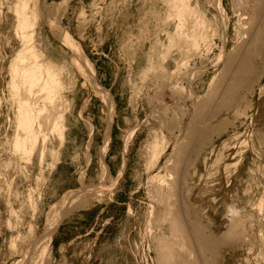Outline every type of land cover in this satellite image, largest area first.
Returning <instances> with one entry per match:
<instances>
[{"label": "rangeland", "instance_id": "obj_1", "mask_svg": "<svg viewBox=\"0 0 264 264\" xmlns=\"http://www.w3.org/2000/svg\"><path fill=\"white\" fill-rule=\"evenodd\" d=\"M18 1H0V264H159V238H171L159 190L170 183L179 190L166 201L187 206L208 235L223 238L243 222L216 264H264V59L251 61L257 76L232 107L211 85L230 58L251 57L240 0H189L185 38L175 0H31L40 15L33 43L65 81L63 141L50 134L43 160L42 140L30 158L12 148ZM180 36L199 39L200 50L185 51ZM73 194L77 208L49 230Z\"/></svg>", "mask_w": 264, "mask_h": 264}, {"label": "bare ground", "instance_id": "obj_2", "mask_svg": "<svg viewBox=\"0 0 264 264\" xmlns=\"http://www.w3.org/2000/svg\"><path fill=\"white\" fill-rule=\"evenodd\" d=\"M30 2H31V0H19L17 3V6L15 7V11H14V13L16 14L17 22H18V26H16L17 27L16 30H17V34L20 36V38L23 41V43H22L23 48L18 53V55H16L14 60L12 61L11 68H10V71H11L10 76L12 77V81L10 84L11 91H12L11 93L13 95V99L17 101L16 122H15L17 132H16V136L12 142L13 143L12 148H14L13 150L15 152V155L17 153V154H20L22 156H28L30 158V156L33 155L34 151L37 149L39 142L42 140L43 142H41V143L43 145H41L42 146L41 159L43 160V158L45 156V152H46V145H47L46 143H47V140H49L48 137L50 136V134H52V135L57 134V136L59 135L61 137V139L59 137L60 142L63 141L62 140L64 137L63 130L65 132V129H63L64 127L62 126V120L64 117L62 116V113L59 111V105H60V102L62 100L61 94L63 92L62 91L63 90V84L65 83V81L62 80V81H64V83H62V81L60 79L61 76L59 75V71H58L59 69L57 70V66L54 65V63H52L50 61L49 62L46 61L44 59L45 56H43V54H41L39 52L40 48H39V50H37V48L35 47V45L33 43L34 38H35L34 37L35 36V28H38L37 22L39 23L38 20H40V19H38L39 18L38 16H40V15H39V10L37 9V8H39L38 7L39 4L37 6L35 5L36 6L35 9L38 10V12H37L36 10H31ZM38 2H39V0H38ZM189 2H190L189 0H175V3L173 4L175 7V8L173 7L174 10H176V16L178 17V18L176 17L174 19H177V20L179 19L182 27H184L183 24H185L187 22V21L185 23H184V21L182 22L184 16L185 17H186V15L188 16V14L186 12L189 10L191 15H192L191 11L193 10V8L190 10V8H189L190 3ZM33 3H34V1L32 0L31 4H33ZM238 4H239L238 5L239 6L238 12L239 13L242 12L241 18H243L244 21H247V22H245L246 23L245 25L249 26L248 30L250 32L249 31L248 32L251 33V44L248 46H251L250 49L252 51L251 50L250 51L252 53L250 52L251 57L247 56V57L241 58L240 60H237V57L236 58H230L228 60V62L226 63V65L224 64L225 65L224 74L220 73L222 76H220V77L218 76L219 77L218 79L215 78L213 80V84H211V85L214 86V89L216 90V92L219 90L217 92L218 94H219V92H221L220 94L223 95L222 96L223 101L219 100V98L221 96L218 98V100H219V102L220 101L223 102L222 104L224 105V107H228L229 105L231 106L230 102L232 100H234L232 103V104H234L235 99H232V98H234L235 95L239 94L240 90H242V89L245 90V88L248 89L251 81H254V78L257 76L258 71L256 73L255 68L252 66L253 62H251V61L255 59V62H256V60H259V59L263 60L264 59L263 58L264 55L262 54V49L264 48V0H257L255 5H253V6H250L249 0H240V3L238 2ZM13 6H14V4H13ZM168 8L170 10H172L171 9L172 7L170 8V6H169ZM36 12L38 14H36ZM12 13H13V11H12ZM185 13H186V15H185ZM190 13H189V15H190ZM194 15H195V13H194ZM156 16H157V14H156ZM172 17H175V14H173ZM169 19H173V18H169ZM168 20H167V22H168ZM170 21H172V20H170ZM201 23L203 24V22H201ZM164 25H166V24L164 23ZM178 26H179V24H178ZM197 26H199V25H197ZM182 27H179V29L181 30V33L183 30H185L182 33L183 34L182 36L185 38L184 35H187L186 30H188V28L184 27V29H183ZM175 29H178L177 26L175 27ZM189 30H190V28H189ZM194 31H192V32H194ZM175 32H177V30H175ZM184 32H186V34H184ZM192 32H190V36L193 35L194 39H195V35L194 34L191 35ZM181 33H180V31H178V35L179 34L181 35ZM249 33H248V36H249ZM167 34H168L167 37L169 38V33H167ZM171 34H173V32ZM175 34H177V33H175ZM182 36H180V38L178 37L181 42L183 41ZM181 37H182V39H181ZM188 37H189V35H188ZM188 37H186V39H188ZM170 38H172V37H170ZM190 38H192V37H190ZM204 38H206V36H204ZM196 39H198V38H196ZM198 40H195V41L197 42ZM171 41L173 43V39H171ZM180 41H178V42H180ZM188 41H189V39H188ZM192 41H191V44L193 43L192 44V50H194L195 48L198 49L199 48L198 45L196 43H194L195 41L194 42H192ZM201 41H203V39H201ZM206 41H203V42L205 43ZM181 42L179 43L180 45H181ZM183 42H184V46H182V47L185 48L184 50L186 51V48L188 49L189 47H190L189 50H191V44L186 42L185 39ZM172 43L170 42L169 44H172ZM171 46L174 47V44ZM175 46H176V44H175ZM43 48H45V47H43ZM199 50H200V48H199ZM199 50H197L196 52H198ZM246 51L247 50H245V53H246ZM187 53H189V52H187ZM235 53H236V55H238L237 54L238 52H235ZM235 53H232V54H235ZM44 54H46V53L44 52ZM247 54L248 53H246L245 55H247ZM230 55H231V53H230ZM0 56H1V54H0ZM219 58H220L219 63H221L223 58L222 57H219ZM223 62H225V61H223ZM218 65H220V64H218ZM179 67H181V66H179ZM62 70L64 71V69H62ZM62 70H61V72H63ZM61 72H60V74H61ZM63 73L61 75H63ZM260 75H261V73H260ZM213 92H214V90H213ZM212 93H211V95H213ZM209 97H210V95H209ZM206 100H208V97ZM208 102H210V101H208ZM213 103H214V101H213ZM245 103H247V102L245 101ZM199 106L200 107H199L198 111L196 112V114L194 113L196 115V117H194L195 118L194 121L192 123H190L191 124L190 129L192 131V135H194L196 133L198 134L199 124H197L196 121L198 122L201 120L203 113H204V110H205V108H203V107L201 108V105H199ZM195 111H196V109H195ZM219 113H221V112H219ZM211 115H214V113ZM204 116H205V114H204ZM216 116H218V115H216ZM206 120H207V118H206ZM210 120H211V117H210ZM210 122H208V123H210ZM202 127H201V130H202ZM208 127L210 128V126H208ZM208 127L203 128L204 130H202L200 132V136L202 134H204L202 136V138L204 136L210 135L209 133H211V130L208 129ZM204 139H206V138H204ZM7 140H9V139H7ZM191 143H192V141H191ZM191 145L189 147H191ZM182 147H183V144H182ZM189 147L187 146V150ZM106 150H107V147L105 148L104 153L106 152ZM184 150L185 149H183L182 151H184ZM189 151H190V149H189ZM178 153H179V151H178ZM181 155H182V152H181ZM183 156H185V155H183ZM154 159H155V157H154ZM179 159H181V157H179ZM183 159H185V158L183 157ZM179 163H180V160H179ZM104 174L108 175L107 169H105ZM157 175H159L158 177H160V173H158ZM158 179H161V178H158ZM164 179L160 180V183H162L163 186H164L167 178L165 180ZM175 182H177V181L175 180ZM154 183H155V181H154ZM167 184L168 183L166 181L165 185H167ZM177 184L178 183H172V184L170 183V185L168 184L167 189H165V188L160 189V190L158 189L159 195H160V201L163 204L166 203V204H164L165 205V214H164L165 219L164 220L168 223L167 225H169L168 229H169V232L171 235V238L167 237L166 235L159 238V245L158 246H160V247H158V248H160V249H158V248L157 249L160 251H158V250L156 251L159 254V257H158L159 261L158 262H159V264H216V260L219 257V251L222 249L223 246L225 247V245H227V243H230L228 241L229 240L232 241L231 239H233L235 233L237 234V232L239 231L238 229H241V227H243V226L240 227V225H241L240 222H242V221H240L238 224H235L233 222V225L230 227V230L227 231L228 233L227 234L225 233L226 234V235L224 234L225 236H223V235L221 236L223 238H215L213 236L208 235V233H207L208 231L206 230V227L198 219H193L189 214L190 213L189 210L187 212V210L184 209L187 206L182 208V209L179 207L180 210H173V208H172L173 207V205H172L173 201L172 202H170L168 200H167L168 202L166 201V199H169V200L171 198L174 199L173 196L179 190L178 189L179 185H177ZM186 184H187V182H186ZM78 195L75 196V194H73V195L69 196L68 199L65 200V202L63 203V207H62L63 211H61L59 216H57L56 220L51 225L49 230H53L56 228L57 224H59V221L62 219L63 214L65 216V214L67 212L66 209L73 210V209L77 208L76 203L79 202L78 201L79 197H77ZM157 196H158V194H157ZM179 196H180V194H179ZM158 198H159V196H158ZM176 199H178V198H176ZM178 206H180V204ZM175 207H176V205L174 206V209H176ZM230 212L231 213L234 212L235 215L237 213L234 210H232V211L230 210ZM51 219H52V217H51ZM236 219H238V218H236ZM48 222H49V219H48ZM231 222H232V220H231ZM242 224H243V222H242ZM10 228H12V227H10ZM241 232H243V231H241ZM48 234H50V233H48ZM240 235H242V234H239V237H240ZM19 237H20V235H19ZM154 237H156V236H154ZM22 239H24V238H22ZM16 242H17V240H16ZM15 248L16 247H14L13 249H15ZM31 255H32V253H31ZM32 257H33V255H32ZM35 261H36V259H35ZM32 264H33V262H32Z\"/></svg>", "mask_w": 264, "mask_h": 264}]
</instances>
